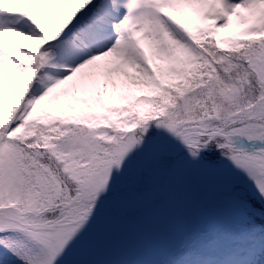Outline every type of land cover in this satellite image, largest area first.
Segmentation results:
<instances>
[{
  "label": "snow or ice",
  "instance_id": "snow-or-ice-1",
  "mask_svg": "<svg viewBox=\"0 0 264 264\" xmlns=\"http://www.w3.org/2000/svg\"><path fill=\"white\" fill-rule=\"evenodd\" d=\"M0 264H264V0H0Z\"/></svg>",
  "mask_w": 264,
  "mask_h": 264
},
{
  "label": "rangeland",
  "instance_id": "rangeland-1",
  "mask_svg": "<svg viewBox=\"0 0 264 264\" xmlns=\"http://www.w3.org/2000/svg\"><path fill=\"white\" fill-rule=\"evenodd\" d=\"M172 200L173 190L165 186L160 189L157 198L151 204L130 213L128 221L133 226L141 220L147 221L127 242V246L133 252L138 254L145 243L159 245L167 240L178 238L180 229L191 227V224L182 218L181 210L173 209L165 214L155 215L157 209L169 205ZM200 226L207 227L204 219H201Z\"/></svg>",
  "mask_w": 264,
  "mask_h": 264
},
{
  "label": "bare ground",
  "instance_id": "bare-ground-1",
  "mask_svg": "<svg viewBox=\"0 0 264 264\" xmlns=\"http://www.w3.org/2000/svg\"><path fill=\"white\" fill-rule=\"evenodd\" d=\"M142 248V247H141Z\"/></svg>",
  "mask_w": 264,
  "mask_h": 264
}]
</instances>
